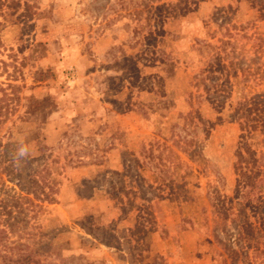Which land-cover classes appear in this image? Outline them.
Returning <instances> with one entry per match:
<instances>
[{"label": "rangeland", "instance_id": "374dc122", "mask_svg": "<svg viewBox=\"0 0 264 264\" xmlns=\"http://www.w3.org/2000/svg\"><path fill=\"white\" fill-rule=\"evenodd\" d=\"M9 3L0 264H264V0Z\"/></svg>", "mask_w": 264, "mask_h": 264}, {"label": "trees", "instance_id": "16d2710c", "mask_svg": "<svg viewBox=\"0 0 264 264\" xmlns=\"http://www.w3.org/2000/svg\"><path fill=\"white\" fill-rule=\"evenodd\" d=\"M12 1V0H10ZM12 3H9V0H0V16L3 15V11L8 8L11 7ZM17 5V4H14ZM10 88H12L11 91H13V94L15 93L14 89H17L15 86L9 85ZM1 95H0V127L9 119V117L12 115V113L14 112V105H12V101L15 100L17 101V97L16 95H10L5 93V91H3L2 89L0 90ZM53 189H49L48 193H45L42 200L47 201L50 200V195L51 193H53L54 191H52ZM50 192V193H49ZM29 194V193H27ZM35 194V193H34ZM28 202H31L32 199H25ZM10 224L8 225V222H6V227L0 228V240L3 237H6L7 234V230H10ZM7 228V230H6ZM5 257V256H3ZM8 263H12L15 262L17 264H28V260H27V255L26 256H22L20 259L18 260H12L10 258H8L6 260Z\"/></svg>", "mask_w": 264, "mask_h": 264}, {"label": "clouds", "instance_id": "9594fccd", "mask_svg": "<svg viewBox=\"0 0 264 264\" xmlns=\"http://www.w3.org/2000/svg\"><path fill=\"white\" fill-rule=\"evenodd\" d=\"M19 154H20L21 156H25V155H27V149H26V148H21V149L19 150Z\"/></svg>", "mask_w": 264, "mask_h": 264}]
</instances>
